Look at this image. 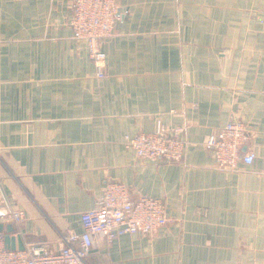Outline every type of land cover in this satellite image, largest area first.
<instances>
[{"label": "crops", "instance_id": "1", "mask_svg": "<svg viewBox=\"0 0 264 264\" xmlns=\"http://www.w3.org/2000/svg\"><path fill=\"white\" fill-rule=\"evenodd\" d=\"M73 0H0V235L56 250L107 181L162 197L155 232L93 237L89 264H264V0H118L97 77ZM185 126L179 162L139 159L125 134ZM246 124L252 164L216 167L205 142Z\"/></svg>", "mask_w": 264, "mask_h": 264}, {"label": "built area", "instance_id": "2", "mask_svg": "<svg viewBox=\"0 0 264 264\" xmlns=\"http://www.w3.org/2000/svg\"><path fill=\"white\" fill-rule=\"evenodd\" d=\"M117 19L118 0H73L69 18L73 37L86 42L98 78L106 74V52L102 42L114 35ZM156 122L153 132L125 134L123 144L142 160L182 161L188 145L185 126L168 127L160 118ZM248 137L246 124L240 120L230 121L209 134L205 145L216 167L235 170L241 161L252 164L255 153L241 152ZM80 218L83 231H68L63 236L64 244L56 250H50L44 243L11 249L0 235V264H89L86 258L94 235L102 234L109 242L124 234L149 235L167 223V203L160 196L142 194L135 197L126 183L112 180L106 182L95 205L82 212ZM24 220L23 209L0 207V224H21Z\"/></svg>", "mask_w": 264, "mask_h": 264}, {"label": "water", "instance_id": "3", "mask_svg": "<svg viewBox=\"0 0 264 264\" xmlns=\"http://www.w3.org/2000/svg\"><path fill=\"white\" fill-rule=\"evenodd\" d=\"M3 228V224H0V230ZM13 232V228L8 225V233L4 236V241H5V244L8 248H11V249H16L17 246H16V240L14 237H11L10 236V233ZM18 241V249H23L24 248V244L22 242L21 239H17Z\"/></svg>", "mask_w": 264, "mask_h": 264}]
</instances>
